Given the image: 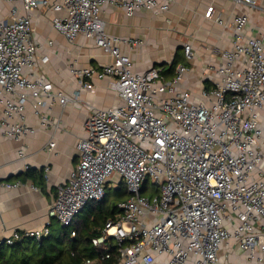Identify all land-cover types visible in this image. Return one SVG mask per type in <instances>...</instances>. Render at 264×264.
<instances>
[{
  "label": "built area",
  "instance_id": "obj_1",
  "mask_svg": "<svg viewBox=\"0 0 264 264\" xmlns=\"http://www.w3.org/2000/svg\"><path fill=\"white\" fill-rule=\"evenodd\" d=\"M1 1L12 5L0 18L3 137L20 140L33 132L24 116L27 104L45 124L41 108L80 101L78 93L57 92L47 79L24 74L36 61L30 13L40 6L62 12L52 26L68 42L81 34L110 58L101 69H72L80 88L92 90L93 77L106 78L120 100L104 109L85 103L90 113L76 143L80 158L57 187L49 217L70 226L89 202L104 199L116 176L128 194L117 203L121 214L92 239L98 249L110 240L117 245L114 261L109 253L100 257L107 264H221L220 250L230 245L241 254L238 264H264V30L247 35V15L234 17L232 46L221 51L224 62L213 70L218 80L195 102L180 87L185 66L177 65L170 79L156 66L136 72L120 44L139 42L109 35L100 16L105 4L131 16L139 9L167 11L173 0ZM234 1L258 6L257 0ZM204 16L223 24L213 6ZM183 50L187 59L193 57L189 43ZM54 148L51 140L47 151ZM49 232L47 223L23 234L39 240ZM19 234L0 241L11 245ZM82 264L106 263L86 258Z\"/></svg>",
  "mask_w": 264,
  "mask_h": 264
},
{
  "label": "crops",
  "instance_id": "obj_2",
  "mask_svg": "<svg viewBox=\"0 0 264 264\" xmlns=\"http://www.w3.org/2000/svg\"><path fill=\"white\" fill-rule=\"evenodd\" d=\"M50 2L59 3L61 0ZM257 5V8H250L234 0H173L167 11L139 9L127 16L118 7L105 4L100 16L109 35L139 42L120 44L122 52L130 55L136 72L153 66L168 69L177 59L176 65L187 68L180 87L188 89L193 100L199 102L205 85L210 88L218 80L213 70L224 62L221 51L232 46L234 17L247 15L248 22L244 27L247 35L264 30V0H257ZM208 6H213L214 17L219 18L222 25L204 16ZM11 7L0 0V18L7 16ZM22 12L18 8V14ZM55 15H62V12H53L44 6L30 13L32 38L38 50L33 68L24 70V74L47 79L57 92L69 96L78 93L80 101L68 102L64 106L55 102L49 108H41L40 112L47 118L45 124L27 104L24 116L33 132L20 140L5 138L0 132V183L12 185H0V240L14 231L40 230L47 223L51 229L50 224L55 220L49 217L48 208L55 199L57 187L67 181L80 158L76 143L85 135L83 123L90 113L85 103L102 109L120 103L106 78L93 77L90 80L92 90L80 88L72 69H101L110 58L94 44L93 39L81 34L72 43L68 42L52 26ZM184 43L191 45V59L184 55ZM163 76L166 79L173 77ZM57 121L60 126L54 128L52 123ZM51 140L55 142V148L49 152L47 146ZM261 168L264 169V161ZM28 170L34 173L35 180L23 179ZM38 181L42 182V189L38 187ZM113 183H119L116 176L111 178L107 187ZM230 246L220 250L221 264L241 261L240 252L234 245Z\"/></svg>",
  "mask_w": 264,
  "mask_h": 264
},
{
  "label": "trees",
  "instance_id": "obj_3",
  "mask_svg": "<svg viewBox=\"0 0 264 264\" xmlns=\"http://www.w3.org/2000/svg\"><path fill=\"white\" fill-rule=\"evenodd\" d=\"M177 63L178 60L175 59L168 69L161 67V71L166 76H173ZM208 88V85H205V89ZM26 177L32 180L36 178L30 170L25 173L23 179ZM41 183L38 181L40 189ZM119 184L123 185L122 191L112 207L105 199L92 201L81 210L70 226L60 225L54 232L51 227L49 234L39 240L19 232L18 238L14 239L11 245L0 241V264H82L86 258H96L107 264L108 261L100 259L106 253H109L114 261L117 245L110 240L105 249H98L93 246L92 239L100 236L108 219L114 220L121 214L117 203L125 200L128 194L124 182L120 181ZM72 232L74 236H71Z\"/></svg>",
  "mask_w": 264,
  "mask_h": 264
},
{
  "label": "rangeland",
  "instance_id": "obj_4",
  "mask_svg": "<svg viewBox=\"0 0 264 264\" xmlns=\"http://www.w3.org/2000/svg\"><path fill=\"white\" fill-rule=\"evenodd\" d=\"M151 180L148 179V183H150ZM151 185V184H150ZM122 184L119 183H113L110 187L106 188V194L104 196L105 201L110 204V206L112 207V205L116 204L117 199L119 198V193L122 191ZM147 194L151 195L153 193H148ZM76 218V217H75ZM60 226V224H58L56 221H53L52 224V229L53 232Z\"/></svg>",
  "mask_w": 264,
  "mask_h": 264
}]
</instances>
